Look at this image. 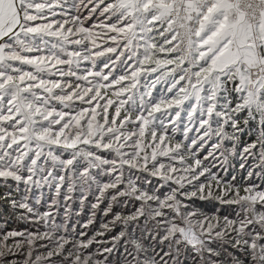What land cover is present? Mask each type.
<instances>
[{"label": "snow or ice", "instance_id": "obj_1", "mask_svg": "<svg viewBox=\"0 0 264 264\" xmlns=\"http://www.w3.org/2000/svg\"><path fill=\"white\" fill-rule=\"evenodd\" d=\"M0 264H264V0H0Z\"/></svg>", "mask_w": 264, "mask_h": 264}]
</instances>
